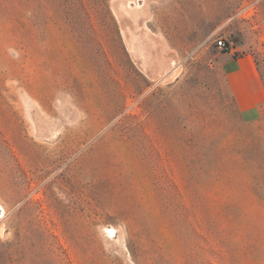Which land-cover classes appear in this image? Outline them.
Listing matches in <instances>:
<instances>
[{
  "label": "rangeland",
  "instance_id": "obj_1",
  "mask_svg": "<svg viewBox=\"0 0 264 264\" xmlns=\"http://www.w3.org/2000/svg\"><path fill=\"white\" fill-rule=\"evenodd\" d=\"M226 52L264 79V0H0V264H264Z\"/></svg>",
  "mask_w": 264,
  "mask_h": 264
},
{
  "label": "crops",
  "instance_id": "obj_2",
  "mask_svg": "<svg viewBox=\"0 0 264 264\" xmlns=\"http://www.w3.org/2000/svg\"><path fill=\"white\" fill-rule=\"evenodd\" d=\"M220 63L239 112L245 118H255L256 109L264 106V79L255 59L248 54L226 52L220 58Z\"/></svg>",
  "mask_w": 264,
  "mask_h": 264
},
{
  "label": "built area",
  "instance_id": "obj_3",
  "mask_svg": "<svg viewBox=\"0 0 264 264\" xmlns=\"http://www.w3.org/2000/svg\"><path fill=\"white\" fill-rule=\"evenodd\" d=\"M216 43L221 49L227 47V40L223 36H220L219 39H217Z\"/></svg>",
  "mask_w": 264,
  "mask_h": 264
},
{
  "label": "bare ground",
  "instance_id": "obj_4",
  "mask_svg": "<svg viewBox=\"0 0 264 264\" xmlns=\"http://www.w3.org/2000/svg\"><path fill=\"white\" fill-rule=\"evenodd\" d=\"M131 13H132V12H131ZM139 32H140V31H139ZM2 209L4 210V208H2ZM0 211H1V209H0ZM1 212H2V211H1ZM107 231L110 232L109 235H112V234L114 235V233L116 232V231H115V228H113V227H107V228H106V232H107Z\"/></svg>",
  "mask_w": 264,
  "mask_h": 264
}]
</instances>
